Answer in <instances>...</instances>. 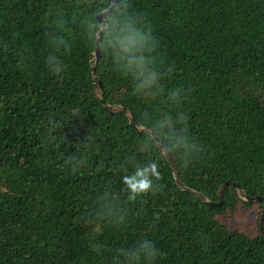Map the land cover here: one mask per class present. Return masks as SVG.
Instances as JSON below:
<instances>
[{"label": "trees", "instance_id": "obj_1", "mask_svg": "<svg viewBox=\"0 0 264 264\" xmlns=\"http://www.w3.org/2000/svg\"><path fill=\"white\" fill-rule=\"evenodd\" d=\"M111 3L0 0V264H264L263 202L205 204L156 141L210 199L228 180L264 196V0L105 14L103 96L142 132L95 93ZM153 161L158 189L130 199L123 177Z\"/></svg>", "mask_w": 264, "mask_h": 264}, {"label": "water", "instance_id": "obj_2", "mask_svg": "<svg viewBox=\"0 0 264 264\" xmlns=\"http://www.w3.org/2000/svg\"><path fill=\"white\" fill-rule=\"evenodd\" d=\"M118 0H112V3L110 5V7L106 8L101 14H99L97 16V21L98 23L102 26L100 32L98 33V39H97V46L96 49L94 51V56L95 58L91 60V65H92V72H93V80L94 83L96 85V90L95 93L96 95L101 99L104 107L112 114L118 112V111H125L126 114L128 115V117L130 118V123L131 125L138 131V132H142L144 130H147V128L145 127H138L135 124L134 118L131 114V112L129 110H127L125 107L121 106V105H111L108 104L105 101L104 98V86H103V82L101 81L98 73H97V64L100 61L101 57H102V49L100 47V35L103 32V30L105 29V27H108V21L105 17V14L111 12L113 10V8L116 6ZM152 132V131H151ZM153 133V132H152ZM156 141L159 145L160 151L163 154V156L170 162L172 170H173V174H174V178L175 181L177 183V185L184 191H188L192 194H195L196 196H198L205 204L210 205V206H222L225 203V198H224V194L225 191L228 187L230 186H234L240 197L245 201V202H249V203H253V202H263L264 204V196L262 195H250L245 188L232 180H228L225 183H223L219 189H218V196H219V201H215L210 199L207 195H205L204 193H202L201 191L190 187L188 185H186L181 176H180V169L178 167V163L177 161L174 159L172 153L168 150V148H166L162 141L159 140L158 138H156ZM260 229L262 234H264V206L261 212V216H260Z\"/></svg>", "mask_w": 264, "mask_h": 264}, {"label": "clouds", "instance_id": "obj_3", "mask_svg": "<svg viewBox=\"0 0 264 264\" xmlns=\"http://www.w3.org/2000/svg\"><path fill=\"white\" fill-rule=\"evenodd\" d=\"M149 172L152 176L155 177L156 181L162 179V174L159 171V166L155 161L144 167L136 165L135 175H125L123 177V183L130 189V199L135 200L137 196H140L143 193L154 192L158 189V186L154 188L153 180L148 176ZM137 177H139V179H137Z\"/></svg>", "mask_w": 264, "mask_h": 264}, {"label": "rangeland", "instance_id": "obj_4", "mask_svg": "<svg viewBox=\"0 0 264 264\" xmlns=\"http://www.w3.org/2000/svg\"><path fill=\"white\" fill-rule=\"evenodd\" d=\"M255 208H257V207H253L252 211L249 214V217L245 221H243V223L246 226H249L251 224V222L253 223V221L255 220V218H254L255 217Z\"/></svg>", "mask_w": 264, "mask_h": 264}]
</instances>
